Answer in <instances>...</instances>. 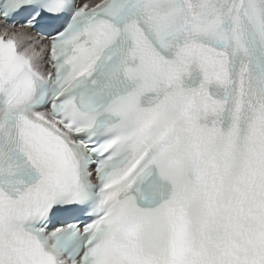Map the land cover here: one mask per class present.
Listing matches in <instances>:
<instances>
[{
  "label": "snow or ice",
  "instance_id": "1",
  "mask_svg": "<svg viewBox=\"0 0 264 264\" xmlns=\"http://www.w3.org/2000/svg\"><path fill=\"white\" fill-rule=\"evenodd\" d=\"M0 264H264V0H0Z\"/></svg>",
  "mask_w": 264,
  "mask_h": 264
}]
</instances>
